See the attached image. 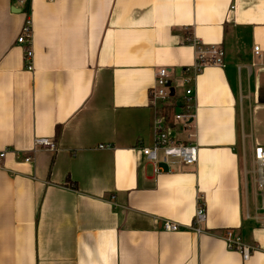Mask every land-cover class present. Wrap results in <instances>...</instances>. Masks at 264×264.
<instances>
[{"label":"crops","instance_id":"0c3cea01","mask_svg":"<svg viewBox=\"0 0 264 264\" xmlns=\"http://www.w3.org/2000/svg\"><path fill=\"white\" fill-rule=\"evenodd\" d=\"M20 1L0 0V264H264V229L245 219L263 216L264 0ZM28 10L34 71L17 44ZM186 28L222 47L225 67L193 84L198 164L156 175L138 146L152 143L157 70L184 94ZM37 138L57 150L33 153ZM230 229L258 247L249 261L228 249Z\"/></svg>","mask_w":264,"mask_h":264},{"label":"built area","instance_id":"2783aa9c","mask_svg":"<svg viewBox=\"0 0 264 264\" xmlns=\"http://www.w3.org/2000/svg\"><path fill=\"white\" fill-rule=\"evenodd\" d=\"M54 1V0H49ZM20 3H26L21 0ZM187 36L191 39V44L196 51L195 63L183 70L182 86L185 89L182 97L176 92L173 85L171 71L167 68L158 69L156 72L155 86L150 91L151 105L155 111V118L152 127V143L145 145L139 143V151L142 159L154 167L156 175L166 171L174 173L177 168L192 167L198 164L199 147L193 140V124L195 120V91L193 84L196 78L208 66L225 67V51L222 47L216 45H205L200 40L191 35V29H185ZM33 20L30 10L26 13V19L22 26L20 35L17 38V44L24 49L25 66L29 71H34V51H33ZM258 59L263 60L264 53L259 46L254 49ZM256 66V65H252ZM239 76L243 72V68H237ZM245 97L240 95L239 104L242 105ZM187 133L186 140L181 135ZM57 150V144L46 138L35 139V149ZM101 149L107 148L101 146ZM7 151H0V168L7 157ZM254 160L256 164L257 174V195L260 199L259 210L263 216L256 215L253 218L247 209L245 211V219H255L264 229V147H256L254 150ZM33 157L25 158L26 163H31ZM243 188L247 190L249 185L244 182ZM207 220V211L202 198L197 200V209L194 217L193 226L190 228L201 233V225ZM167 232H178L181 226L167 221L164 224ZM224 240L227 247L231 251L239 252L244 261H249L252 256L259 250L256 246L248 245L244 242L243 237L236 234L234 230L225 231Z\"/></svg>","mask_w":264,"mask_h":264},{"label":"rangeland","instance_id":"374dc122","mask_svg":"<svg viewBox=\"0 0 264 264\" xmlns=\"http://www.w3.org/2000/svg\"><path fill=\"white\" fill-rule=\"evenodd\" d=\"M180 85L182 86V82H181ZM182 87H183V86H182ZM184 88H185V87H184ZM184 88H183V89H184ZM184 90H185V89H184ZM186 135H187V133H184V134L181 136V138L185 140V139H186ZM251 201H252V198H251Z\"/></svg>","mask_w":264,"mask_h":264}]
</instances>
